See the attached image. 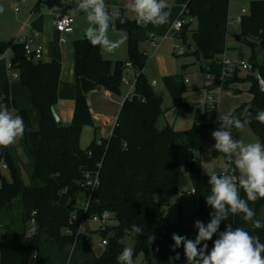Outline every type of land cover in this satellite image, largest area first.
<instances>
[{
  "label": "trees",
  "instance_id": "16d2710c",
  "mask_svg": "<svg viewBox=\"0 0 264 264\" xmlns=\"http://www.w3.org/2000/svg\"><path fill=\"white\" fill-rule=\"evenodd\" d=\"M105 2L108 5L107 0ZM228 5L229 0H188L186 3L189 17L197 24L191 32L194 43L191 54L203 63L200 69L205 74L221 73L216 56L226 51ZM239 25L240 38L252 45L258 42L264 46V0H251L247 13L240 16ZM111 26L128 35L124 61L102 58L100 47L93 46L88 39L72 42L75 94L73 117L68 126L57 125L52 114L58 99L60 63L27 60L21 42L0 41V54L9 50L10 70L28 90L31 103L40 116L39 128L33 130L28 112L24 109L15 111L23 117L25 124L24 135L19 140L31 161L28 184L22 179L20 160L14 155L13 145L0 147V165L10 171V179L0 173V264H28L29 257L34 254L33 264H118L117 256L126 247L124 238L133 241L134 257L143 253L145 258L153 256L157 264H187L182 245L172 250L173 233L194 239L198 232L195 222L199 220L207 225L212 218L213 210L205 201L210 193L209 175L201 174L196 155L208 141L209 124L195 123L183 131H176L169 125L158 127L164 114L162 96L143 76L147 57L130 36L138 23L136 19L126 17L125 23L114 19ZM186 31L188 29H182L179 37L185 39ZM126 62L131 63L136 73L135 96L126 98L120 106L108 139H93L87 148L81 149L82 129L93 125L86 101L88 92L101 87L119 94ZM252 65L256 74L247 77L251 82L250 104L246 109L243 106L237 108L235 114L244 111L236 118L242 121L251 116V123L246 126L264 143V124L254 118L258 110H264V95L253 83L257 74L264 81V62ZM235 80H238L236 76ZM161 82L172 107L188 112L193 110L192 105L181 100L185 90L182 74L165 75ZM227 84L225 80L224 89ZM0 103L14 109L7 84L0 94ZM195 116L199 118L197 110ZM232 130L234 134L239 132L235 128ZM182 147L194 153L193 160H187L184 168L198 197L196 220L193 223H168L161 216L160 204L154 200V195L177 192L178 152ZM98 164L99 185L92 196L89 213L108 211L110 221L115 223L95 231L103 237L108 236L101 253L96 254L89 239L80 231L82 212L74 203L86 195L81 186L83 173L95 171ZM241 196L246 199L242 190ZM16 198L20 200L22 223L20 229L14 231V218L9 211ZM249 206L254 209L256 219L264 221L257 216L258 208L264 206V198L249 202ZM74 213L75 219L72 218ZM31 220L38 225V231L25 244L27 223ZM226 223L259 235L264 243V228L254 230L240 215L222 221L219 231L225 230ZM134 224L143 228V234H132ZM217 237L218 233L207 242L209 250ZM176 253H179V260L174 259Z\"/></svg>",
  "mask_w": 264,
  "mask_h": 264
},
{
  "label": "crops",
  "instance_id": "0c3cea01",
  "mask_svg": "<svg viewBox=\"0 0 264 264\" xmlns=\"http://www.w3.org/2000/svg\"><path fill=\"white\" fill-rule=\"evenodd\" d=\"M187 1L188 0H166L168 7L165 9V11L169 12L170 14L168 23L161 26H156L153 24H138L137 29L130 35L131 38L136 41L139 51L144 53V55L147 57V62L142 69V74L148 83L155 82V85L151 87L161 94L162 99L164 97V92H167L161 82V78L163 76L182 74L184 88L185 84L188 82L184 76L188 59L181 60L176 58L177 56L187 55V48L183 55H176L173 52V45L176 43V39H180L179 33H176L174 38L170 36L171 26L179 17L181 10L183 6L186 5ZM72 2V4H68L67 0H54L52 4L48 5L46 0H42L41 3H46L45 7L40 9V5L38 6L36 3L33 9H27L24 13H22L21 16H19V18L15 21L14 26L6 24L8 22H0V41H20L21 38L30 37L34 32L36 33V38L42 45L41 60H55L60 63L61 69L57 91L58 99L53 111L56 113L61 121V124L64 126H68L71 123L74 112L75 78L73 71L74 50L72 42L77 39L87 38L86 36H80V29L78 25L74 26V21L73 33L65 36L66 42L61 43L59 41L61 35L54 30L53 20L57 15H72L74 18L75 0H72ZM129 2L130 0H107V3L110 7L112 6L123 9V14L127 18H129V15H127L126 11L128 9L125 6ZM16 9L17 8H15V12H19V10L17 9L16 11ZM186 17H189V15L186 14L184 16V20ZM190 23L191 20L185 21L187 29L190 26ZM228 25L229 15L227 21V34L225 38L226 51L223 54L229 59H235L238 57L236 52L239 53V57L241 56V53L239 52L238 48L232 44L233 41L237 40H235V34H230ZM115 32L117 31L113 29L108 31V36L113 41L119 39V35H117ZM150 34H152L154 40L158 44L156 48L152 47L149 43ZM240 39L238 41H240ZM249 44L252 45V42H249ZM231 50L234 52H231ZM120 53V47L112 52L106 51L100 47V54L102 58L109 61H124L127 57L124 60H119L121 57L119 56ZM9 59V50L5 51L3 54H0V94H3L4 87L7 84L9 97L14 104L13 110H26L29 114L32 129L38 130L40 120L39 113L31 103L28 90L20 85L17 78L10 77L7 69ZM198 66L199 78L197 83L195 86L191 87L190 90L185 89L181 95L182 102L193 106V110L190 112H193L194 114V119L196 121L195 123H201L198 122L200 118H203L199 107L209 92H213L218 96L217 111L219 114H227L232 116L235 114L237 108L243 106L246 109L249 106L251 101V94L249 93L251 82L247 80V77L252 75L251 73L242 71L236 72L234 75L238 78L237 81L235 80L234 75L227 77L226 81L228 84L224 89L223 82L220 81L218 75L203 73V71L200 69V66H202L200 61H198ZM132 74L133 73H130L127 76L130 81L133 77ZM230 78L233 80H228ZM158 85L162 90L161 92L157 90ZM123 86L126 87V91H122L120 87L119 94H112L101 87L95 88L88 92L86 101L92 117L93 125L85 126L81 133L84 134V132H89L90 128L93 131L92 140H99L102 138L108 139L110 137L116 122L119 108L126 99V95L129 91L128 85L123 84ZM224 101L227 102L226 105H224ZM196 110L198 112L199 118H196L195 116ZM243 112L244 111L240 113L243 114ZM164 114L161 120L165 126L168 124L165 121ZM28 264H33V256L29 257Z\"/></svg>",
  "mask_w": 264,
  "mask_h": 264
},
{
  "label": "clouds",
  "instance_id": "9594fccd",
  "mask_svg": "<svg viewBox=\"0 0 264 264\" xmlns=\"http://www.w3.org/2000/svg\"><path fill=\"white\" fill-rule=\"evenodd\" d=\"M125 7L135 14L138 24L161 26L168 23L170 14L165 11L168 7L166 0H130ZM3 11L0 7V12ZM74 12L86 13L89 27L85 36L93 46L112 52L124 43L126 36L115 41L108 36L114 19L121 24L126 22L119 8L110 9L105 0H75ZM254 118L264 124V110H258ZM251 119L249 116L242 121L227 114L218 117L220 129L212 133L215 140L213 149L228 158L230 166L238 171L239 176L215 171L209 175L210 193L205 201L213 210L210 222L207 225L199 220L195 222L198 232L194 239L173 233L172 250L182 245L187 264H264V243L259 235L243 227L233 228L229 223H226L224 231H219L221 222L235 215H240L254 230L264 228V221L256 219L254 209L249 206V202L255 203L264 198V143H245L234 139L232 132L233 128L243 130ZM24 132L23 117L10 110L7 104L0 103V147L13 145ZM241 190L246 199L241 196ZM131 232L140 236L143 228L134 224ZM217 233L218 237L209 250L207 242L212 241ZM133 258L134 248L126 246L117 256V261L118 264H134ZM174 259L179 260V253Z\"/></svg>",
  "mask_w": 264,
  "mask_h": 264
},
{
  "label": "rangeland",
  "instance_id": "374dc122",
  "mask_svg": "<svg viewBox=\"0 0 264 264\" xmlns=\"http://www.w3.org/2000/svg\"><path fill=\"white\" fill-rule=\"evenodd\" d=\"M39 0H0V7L4 9L3 12H0V22H8L6 24L10 26H14L15 21L22 15L27 9H33L38 3ZM47 1V4L50 5L54 0ZM250 0H229V32L230 34H235V36L239 35L240 25L236 22V19L239 18L242 14L247 13L248 11V4ZM68 4H72V0H67ZM46 3H39L40 9L45 7ZM38 5V6H39ZM110 7V6H109ZM15 8L19 10V12H15ZM112 8V6H111ZM244 9V11L242 10ZM17 11V10H16ZM124 11V10H123ZM127 15H129V19L134 20L135 14L131 11L127 10ZM124 13V12H123ZM133 14V15H132ZM132 15V17H131ZM136 19V18H135ZM191 20L190 26L188 27V31L185 32V39L180 38L176 39V44L180 45L181 47L187 48V55L184 56H177L176 58L181 60L188 59L187 68L184 71V76L187 79V83L185 84V89L190 90L191 87L195 86L198 81V61L196 58L191 54V51L194 49V43L192 40L191 32L196 28L197 24L195 19L191 17H186L185 21ZM74 26L78 25L80 29V36H85V31L89 27L88 21L86 19V13H75L74 14ZM113 29L119 35V39L122 36H126L124 43H122L119 47L121 48V53L119 54L120 59L124 60L127 57V33L121 30L115 29L113 26L109 28ZM231 39V38H230ZM236 40V38H235ZM233 46H236L241 53L239 57V53L237 56L240 59H243L246 63H249L251 67H253L252 63H255L257 66L264 62V46H261L258 42H255L253 45H250L247 41L243 40L242 38L240 41H233ZM231 52H234L231 50ZM252 75H255L256 72L252 68L251 70L247 71ZM249 77V76H248ZM122 91H126V87L121 84ZM157 90L161 92V88L158 85ZM4 92V91H3ZM227 102L224 101V105ZM162 110L165 112L164 118L165 121L169 126H171L176 131H183L191 128L194 123L196 122L194 119L193 112H186L179 110L178 108L172 107V102L167 94L164 92V97L162 99ZM13 110V109H12ZM15 113V110H14ZM242 115L233 114L232 117L236 119ZM203 118H200L198 122H204ZM164 124L162 120L158 123V127H163ZM86 131V130H85ZM233 132V130H232ZM92 134L93 131L89 128V132L81 133L80 136V147L81 149L87 148V146L92 141ZM234 139L243 140L245 143L259 141L257 136L250 130L248 126H245L243 130H240L237 134L233 133ZM97 140V139H96ZM211 142L215 144V140L212 135H209L208 141L203 146L202 150L196 152L197 157L199 158L200 164V172L202 175L207 176L211 175L217 166L221 172H227L226 166V157L223 153H219L215 151L213 148H209V143ZM14 147V155L19 158L20 162V172L22 175V179L25 184H28V177L31 170V161L23 152L20 146L19 138L13 144ZM191 152L187 149L182 147L179 151V178H178V190L174 194H155L154 200L160 204V214L161 216L166 219L168 223H177V222H195V213L197 209V202L198 197L197 195L189 194V191L193 189L188 174L185 171V162L190 160ZM0 173L6 178L10 179V171L8 169H4L0 165ZM239 175V173H238ZM20 200L16 198L13 201L12 210L9 211V215L13 216L14 224L13 229L17 231L20 229L21 221H20V214L21 209L19 207ZM257 216L260 219H264V206H261L257 210ZM115 222L110 221L109 227L112 226ZM29 224L27 223V227ZM99 225L90 220V218H86L81 222L80 231L83 233L88 239L96 254L101 253L103 247L100 246L101 238H104L100 234L95 233L98 229ZM105 236V235H104ZM124 243L127 247H133V241L129 238H124ZM134 264H157L153 256L149 258H145L143 253H138L134 258Z\"/></svg>",
  "mask_w": 264,
  "mask_h": 264
},
{
  "label": "built area",
  "instance_id": "2783aa9c",
  "mask_svg": "<svg viewBox=\"0 0 264 264\" xmlns=\"http://www.w3.org/2000/svg\"><path fill=\"white\" fill-rule=\"evenodd\" d=\"M186 6V5H185ZM183 6L179 17L174 21L173 25L170 29V36L175 37L176 33H180L182 29L185 27V20L184 16L188 14L186 7ZM111 9V7H109ZM118 8V7H117ZM123 13V9L119 8ZM17 10V9H16ZM244 11V9H242ZM236 22H240V17L236 19ZM73 23L74 18L72 15H57L53 20V27L54 30L61 35L59 41L61 43L66 42L65 36L73 33ZM23 45L24 53L27 60H41L42 58V45L36 38V33H32L28 38H21L20 41ZM149 43L152 47L156 48L158 46L157 42L154 40L152 34L149 35ZM186 48L181 47L178 44L173 45V52L176 55H183L185 53ZM216 61L221 65V73L218 75L221 82H224L227 77L233 76L236 72H247L252 69L249 63H246L243 59L239 57L235 59L227 58L223 53L216 56ZM7 69L9 72L10 77L17 78V74L15 72H11L10 70V63L7 64ZM133 73V77L131 81L128 79V74ZM135 79L136 73L132 69V65L130 62H126L124 64V74L121 78V84H126L129 86V91L126 95V98H133L134 94V86H135ZM151 86L155 85V82L150 83ZM218 105V96L213 93L209 92L203 103L200 105V112L205 120L209 124L208 134L212 135L214 131L220 129V122L218 120L219 113L217 111ZM233 118L232 116H230ZM209 143V148H213L214 144L211 142ZM226 157V156H225ZM226 166H227V173L234 174L237 177L238 171L234 170L233 166H230V161L226 157ZM6 169V166H2ZM99 167L100 164L97 165V169L95 171H87L83 173V180H82V187L86 190V195L83 197L78 198L75 201V207L77 210L82 212L81 222L87 217L90 218L91 221L97 223L99 225L98 228L104 229L106 226H109L110 222V214L108 211H103L102 213H89L90 205L92 201V196L96 191L99 185ZM189 194L194 195L195 192L193 189L189 191ZM86 216V217H85ZM76 213L73 214L72 218L75 219ZM68 232V231H66ZM108 236L101 238L100 246H104L106 244Z\"/></svg>",
  "mask_w": 264,
  "mask_h": 264
},
{
  "label": "water",
  "instance_id": "95a60500",
  "mask_svg": "<svg viewBox=\"0 0 264 264\" xmlns=\"http://www.w3.org/2000/svg\"><path fill=\"white\" fill-rule=\"evenodd\" d=\"M184 28L187 29V25H185ZM239 39H240L239 36H236V40L238 41ZM201 64L203 65L202 62H201ZM228 80H233V79L230 78ZM253 83L258 86L260 93L262 95H264V81H262V79L259 76V74L256 75V78L253 81ZM52 114H53V117H54L57 125H61V121L58 118V116L56 115V113L53 111ZM193 158H194V153L191 152L190 160H193ZM214 171L215 172H221V170L218 169L217 166L215 167ZM37 231H38V225L36 224V222L34 220H31L30 223H29V226H28V228L26 230V234H25V238H24V243L25 244H28L29 241L33 238V236L37 233ZM172 260H173V258L171 257V261Z\"/></svg>",
  "mask_w": 264,
  "mask_h": 264
}]
</instances>
